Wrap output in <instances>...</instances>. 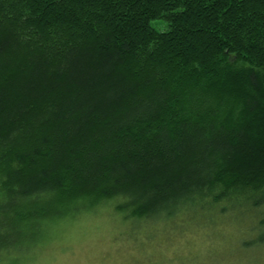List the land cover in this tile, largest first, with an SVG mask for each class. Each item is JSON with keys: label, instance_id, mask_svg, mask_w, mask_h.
Returning a JSON list of instances; mask_svg holds the SVG:
<instances>
[{"label": "trees", "instance_id": "1", "mask_svg": "<svg viewBox=\"0 0 264 264\" xmlns=\"http://www.w3.org/2000/svg\"><path fill=\"white\" fill-rule=\"evenodd\" d=\"M106 204L264 248V0H0V261Z\"/></svg>", "mask_w": 264, "mask_h": 264}, {"label": "rangeland", "instance_id": "2", "mask_svg": "<svg viewBox=\"0 0 264 264\" xmlns=\"http://www.w3.org/2000/svg\"><path fill=\"white\" fill-rule=\"evenodd\" d=\"M120 216L113 204H106L58 220L39 234L35 246L0 264H264V248L244 246L247 216L234 213L232 218L240 222L235 227L228 218L227 223L189 225L185 233L158 228L141 234L132 230L135 223L123 226ZM163 233L173 241L167 242Z\"/></svg>", "mask_w": 264, "mask_h": 264}]
</instances>
